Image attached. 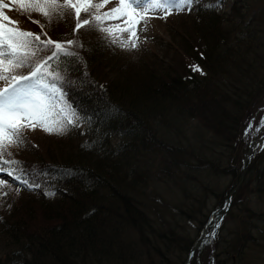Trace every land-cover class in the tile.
Segmentation results:
<instances>
[{
	"label": "trees",
	"instance_id": "obj_1",
	"mask_svg": "<svg viewBox=\"0 0 264 264\" xmlns=\"http://www.w3.org/2000/svg\"><path fill=\"white\" fill-rule=\"evenodd\" d=\"M6 2L21 29L40 33L36 20L53 40L74 38L70 14L50 25ZM225 2L199 0L170 23L166 60L133 62L102 33H76L83 59L65 65L63 91L83 127L64 135L26 129V145L9 147L26 169L48 174L42 187L55 195L0 175V264L264 258V141L248 155L244 136L246 119L264 104V0H233L228 13ZM222 177L229 181L221 188Z\"/></svg>",
	"mask_w": 264,
	"mask_h": 264
},
{
	"label": "snow or ice",
	"instance_id": "obj_2",
	"mask_svg": "<svg viewBox=\"0 0 264 264\" xmlns=\"http://www.w3.org/2000/svg\"><path fill=\"white\" fill-rule=\"evenodd\" d=\"M13 2L19 5L21 14L37 12L50 25L64 20L66 13L76 21L72 32L74 38L70 39L65 34L61 40H53L43 31L44 25L39 21L32 20L41 28L40 33L21 29L19 22L12 20L4 11L5 8L12 10L11 3L0 0V82L5 85L0 87V173H7L29 190L40 189L51 197L55 192L42 187L49 180L48 174L35 167L26 169L22 161L11 158L12 153L8 149L26 145V129L36 131L39 128L48 134L64 135L78 126L73 119L75 110L68 104L63 91L65 77L62 75L66 64L83 59L77 51L83 43L75 38L76 33L81 29L96 31L102 33L109 44L124 50L137 49L140 46L137 27L143 25L140 31L147 30L150 17L146 13L159 11L162 13L159 18L167 19L174 10L190 11L196 0H118L116 7L104 12L100 9L110 0ZM124 33H127V39H124ZM190 67L192 71L203 74L199 65ZM254 123V119L249 121L245 136L264 128V118L255 129ZM5 186L7 182L0 179V188Z\"/></svg>",
	"mask_w": 264,
	"mask_h": 264
},
{
	"label": "rangeland",
	"instance_id": "obj_3",
	"mask_svg": "<svg viewBox=\"0 0 264 264\" xmlns=\"http://www.w3.org/2000/svg\"><path fill=\"white\" fill-rule=\"evenodd\" d=\"M199 0H196V2H198ZM233 0H226L225 2V7L223 9L224 12L228 13L229 12V7L231 5ZM110 2L112 3L111 8L116 7L118 0H110ZM5 3L6 0H5ZM139 11H143V10H139ZM188 10H184L181 12H176L175 10L172 12V14H170L168 16L167 19H161L159 18L162 13L157 11V12H148L146 13L147 16L150 17V19L148 20L147 23V30L146 31H140V28L143 27V25H139L137 27V31L139 33V47L137 49H132V50H125V53L127 55V57L133 61V62H139L140 59H142L144 57V59H164L166 60V57L164 56V52L166 50V42L168 41V39H170V34H171V30H170V23L172 22H178V18L179 17H186V13ZM117 21H109V23H116ZM124 39H127V33H124ZM156 53L157 54V58L155 56H153V54ZM69 104V103H68ZM70 105V104H69ZM72 109H74L73 107H71ZM75 110V109H74ZM264 118V104H260V106L254 110L249 117L246 119L245 121V129L248 127L249 121L253 120L255 121V123L253 124V129L256 128V125L259 123L260 119ZM74 120L77 121L79 128L83 127V123L80 121L79 119V114L78 112H76L75 110V116L73 117ZM264 134V128H261L258 132L253 130L249 135L245 136V132H244V136L245 139L248 142V145L252 142H255V144L252 146L250 153H248V155H252L254 153L253 149L258 148L262 142L264 141V139L261 142H258V139L260 137H262ZM247 158L245 159L246 162ZM0 175H3V173H0ZM229 179L228 177H222L220 178L219 181V186L222 188L223 186H225L228 183ZM236 190V189H234ZM163 192V196L166 200H169L171 196L174 195V192L172 193L170 191L169 188L165 187ZM233 191V190H232ZM214 203V199L213 197L211 198V200L209 201V206L211 207ZM215 204V203H214ZM259 205L261 206V209L264 210V197L262 198V200H260ZM221 223V219H218L216 221L217 225H220ZM230 227L232 226L229 225ZM215 230V227H213V231ZM206 238V236H204L202 238V240H204ZM201 240V241H202ZM199 243L196 245V247L194 249H197L199 246ZM213 246H215L214 244H211V246L208 248V256L212 254L213 252ZM1 248V245H0ZM0 253H1V249H0ZM255 254L258 256L257 252L255 251ZM248 255V254H247ZM244 261L245 258H244ZM248 261V258H247ZM253 264H264V258L262 255L261 259H256L255 261H253Z\"/></svg>",
	"mask_w": 264,
	"mask_h": 264
},
{
	"label": "water",
	"instance_id": "obj_4",
	"mask_svg": "<svg viewBox=\"0 0 264 264\" xmlns=\"http://www.w3.org/2000/svg\"><path fill=\"white\" fill-rule=\"evenodd\" d=\"M263 139H264V134H263L262 137H260V138L258 139V142H261ZM254 144H255V142H252V143L249 144V146H248V150H247V154L250 153L251 148H252V146H253ZM253 151H254V149H253Z\"/></svg>",
	"mask_w": 264,
	"mask_h": 264
},
{
	"label": "bare ground",
	"instance_id": "obj_5",
	"mask_svg": "<svg viewBox=\"0 0 264 264\" xmlns=\"http://www.w3.org/2000/svg\"><path fill=\"white\" fill-rule=\"evenodd\" d=\"M260 153V152H259ZM254 160H255V158H254ZM257 160V159H256ZM259 160V159H258ZM260 161V160H259ZM260 163H261V161H260ZM264 163V162H263ZM255 165V164H254ZM264 165V164H263ZM260 168H262L261 166H259ZM252 168V167H251ZM252 170V169H251ZM257 170V169H256ZM262 170V169H261ZM256 172V171H255ZM263 173V172H262ZM256 174V173H255ZM240 176V175H239ZM258 186V185H257Z\"/></svg>",
	"mask_w": 264,
	"mask_h": 264
}]
</instances>
